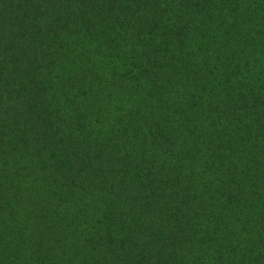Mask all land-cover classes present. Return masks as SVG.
<instances>
[{"label":"trees","instance_id":"trees-1","mask_svg":"<svg viewBox=\"0 0 264 264\" xmlns=\"http://www.w3.org/2000/svg\"><path fill=\"white\" fill-rule=\"evenodd\" d=\"M0 264H264V0H0Z\"/></svg>","mask_w":264,"mask_h":264}]
</instances>
